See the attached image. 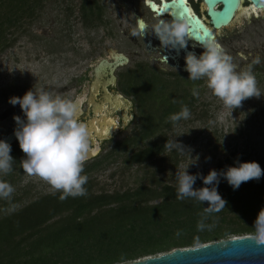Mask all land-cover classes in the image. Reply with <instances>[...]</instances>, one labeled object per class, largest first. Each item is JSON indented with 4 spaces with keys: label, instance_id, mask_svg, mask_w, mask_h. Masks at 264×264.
<instances>
[{
    "label": "trees",
    "instance_id": "obj_1",
    "mask_svg": "<svg viewBox=\"0 0 264 264\" xmlns=\"http://www.w3.org/2000/svg\"><path fill=\"white\" fill-rule=\"evenodd\" d=\"M66 1L67 11L80 13L85 26L97 28L109 22L103 0ZM44 3L45 0H0V50L11 43L9 33L21 27L23 17L38 12ZM254 68L257 77L261 68ZM128 75L140 112L138 121L127 138L99 158L97 167L105 169L121 161V169L110 173L114 176L117 171L125 172L134 164L148 163L166 153H173L170 159L174 167L178 166L179 151L173 147L168 152L165 145L171 140L169 130L185 120L173 124L168 117L179 112L183 104L194 114L193 119L205 118L207 108L199 109V104L204 103L203 79L192 81L183 71L167 75L143 61L136 63ZM194 87L198 97L192 95ZM237 159L258 162L264 169V158L247 149H235L218 159L210 170L191 162L187 171L207 176L213 169L220 172L237 166ZM145 178L134 186L109 189L91 176L84 186L86 196H69L63 201L61 192L55 189L33 194L26 187L15 191L10 201L0 199V264H115L122 257L132 260L177 246L254 233L253 222L264 208V175L259 180L243 182L238 189L220 177L218 192L227 201L226 207L209 216L206 223L215 224L211 231H199L197 223L208 202L177 199L176 176L170 181L152 171ZM0 179L12 185L15 182ZM205 186L211 187L198 177L193 188ZM10 203L16 207L11 208Z\"/></svg>",
    "mask_w": 264,
    "mask_h": 264
},
{
    "label": "clouds",
    "instance_id": "obj_2",
    "mask_svg": "<svg viewBox=\"0 0 264 264\" xmlns=\"http://www.w3.org/2000/svg\"><path fill=\"white\" fill-rule=\"evenodd\" d=\"M190 27L189 21L183 17L173 16L171 20L158 19L151 26L138 19L137 27L132 29L130 35L144 36L145 30L151 29L162 46L186 47V37L190 35ZM202 47L204 51L199 57L191 52L186 56L185 70L189 73L190 80L206 78L207 87L213 91V94L233 109L241 107L242 102L248 98H259L262 95L253 72V67L261 62L259 55L246 68L237 71L239 66L234 63V58L214 38L203 42ZM162 58L167 62V57ZM86 95L84 93L73 100L60 95L53 97L48 91L40 89L29 90L23 97L14 96L9 100L13 106L20 105L26 117L23 119L19 115L14 116L17 125L14 134L19 141L20 149L25 154V158L21 161L24 173L40 177L53 189L61 192L62 201L69 196L87 195L84 186L88 176L82 173L89 156L94 152L91 130L81 119ZM192 95L199 96L196 87L192 89ZM190 117V109L182 104L181 110L171 114L168 121L176 124ZM165 147L169 149L175 147L183 153V146L172 140H168ZM11 151V144L0 140V173L5 175L13 171L14 158L10 154ZM236 165L227 167L226 171L218 172L213 169L207 176L191 175L187 168L178 169L177 199L192 198L209 204L197 223L199 231L205 229L211 231L215 224L206 223L209 216L226 207L227 201L218 192L220 177H224L229 185L238 189L243 182L259 180L264 175V169L258 162H241L237 159ZM198 177L203 180L204 185L211 187L194 189L193 185ZM14 192L15 188L11 183L0 179V199L10 201ZM10 205L13 209L16 207L14 204L10 203ZM253 227L255 231L252 239L257 245H264V208L259 211ZM179 234L177 232V235ZM118 264H133V262L122 257Z\"/></svg>",
    "mask_w": 264,
    "mask_h": 264
},
{
    "label": "flooded vegetation",
    "instance_id": "obj_3",
    "mask_svg": "<svg viewBox=\"0 0 264 264\" xmlns=\"http://www.w3.org/2000/svg\"><path fill=\"white\" fill-rule=\"evenodd\" d=\"M49 1L45 0L44 5L39 8L38 12L25 15L23 17L25 22L21 24V27L15 29L14 33L8 32L10 35L12 34L8 39L11 43H8L0 50V138L11 132H15L17 125L14 116L19 115L21 118L26 119L20 105L13 106L9 103L11 97H23L29 90L35 91L40 89L48 91L53 97L60 95L73 100L77 96L86 93L81 119L88 124L91 130V144L94 154L89 156L82 175L86 173L88 177H94L100 170L97 167L99 158L131 134L134 130L133 128H135L134 125L132 126V123L135 122L140 114L136 95L131 91L129 85V70L136 63L143 61L152 66L159 67L167 75L176 76V73L180 71L189 74L182 66L186 63L187 55L182 50L181 55L178 57L180 61L178 64L171 55L172 51H176V47L162 46L161 41L151 29H146L144 36L136 37L130 35L132 29L137 27L138 19H142L149 26L155 24L158 19H173L172 10L168 9L163 13H159L153 9L150 3L152 0H124L125 6L130 5L128 10L132 11V16L127 13L126 18L129 22L124 27L123 32L128 33L127 35L132 42L141 48L143 46L146 47L151 52L149 56H145L146 53L144 55L139 54L148 58L134 59L125 51L111 47L107 52L97 57L94 62H90L87 67H83L82 61H75L69 64L66 59L60 60L56 56H51L50 54L56 50L55 48L58 49L55 46L53 50L43 47V50L35 49V51H27V55L20 53V50L24 47L21 42L22 37L27 36V41L29 42L38 40V35L30 33L29 30L37 20L41 19V12H43ZM153 1L159 5L163 3V0ZM186 3L190 7V12L197 14L214 31L216 41L221 36H242L245 30H248L249 22H252L251 24H254V28L257 29L259 28L258 23L260 18L264 19V8L256 6L253 0H240V5L235 10L232 22L216 27L212 21L207 0H186ZM222 5L223 3L218 1L215 7L221 8ZM63 10L65 11L64 20L66 23L72 18L81 20L80 13L67 11V2ZM119 17L121 18V16ZM70 24L69 22L67 26L70 27ZM109 24H111V21L105 25ZM118 25L123 26V23L119 22ZM108 32L113 34L112 26L109 27ZM187 43L189 48L192 47L189 41ZM11 49H14L12 55L14 63L10 69L8 68L9 71L7 72L6 69L3 70L2 61H9L11 56L7 52ZM60 52H64V50ZM135 52L137 54L140 53L137 50ZM154 52H159V54H154ZM120 53L127 55L128 60L111 69L107 61H116L118 59L117 56L120 57ZM163 56L167 57V62L163 60ZM60 57L62 56L60 55ZM64 58L65 56L63 55ZM163 63L175 64L176 68H173L171 65H164ZM68 67L74 70L67 80ZM125 73L126 75H124ZM109 142L111 146L107 148ZM11 147L12 151L10 154L13 158L16 156L17 161H14L13 171L7 175L0 173V178L14 180L13 186L16 192L26 187L31 189L32 193L35 194L37 186L33 182L41 178L29 177L25 180L26 176H29L24 173L21 167V161L25 158V154L20 149L17 138L12 141ZM21 181L26 182L19 186Z\"/></svg>",
    "mask_w": 264,
    "mask_h": 264
},
{
    "label": "rangeland",
    "instance_id": "obj_4",
    "mask_svg": "<svg viewBox=\"0 0 264 264\" xmlns=\"http://www.w3.org/2000/svg\"><path fill=\"white\" fill-rule=\"evenodd\" d=\"M103 1L106 4V17L109 22L111 21V24L95 28L85 26L82 20L76 18H72L66 23L63 9L67 1L50 0L43 12H41V19L37 20L29 30L30 33L38 35V40L29 42L27 41V36L22 37L21 42L24 47L20 50V53L27 55V51L43 50V47L53 50L55 46L58 49L55 48L56 50L50 54L51 56H56L60 60L66 59L69 64L75 61H82L83 67H87L90 62H94L97 57H100L111 47L125 51L134 59L148 58L143 55L146 53L145 56H149L151 52L146 47L143 46L141 48L132 42L127 35L128 33L123 32L124 27L129 22L126 18L127 13L132 16V11L128 10L130 5L125 6L124 0ZM73 2H78V0H73ZM69 22L71 23L70 27L67 26ZM119 22H122L123 26H119ZM251 23H248V30H245L242 36H221L217 40L224 46L228 54L234 58V63L239 66L237 71L246 68L259 55L261 62L254 67L261 68L256 79L257 87L261 90L262 95L259 98H248L242 102L241 107L233 109L226 106L222 100L216 97L213 91L207 87L206 78L203 79L202 86L204 91L201 95V100L204 103L199 104V109H202V106L207 108L205 118L203 120H195L193 119L194 114H191L189 119L169 130L170 139L183 146V153L178 152L181 156L178 166L174 167L173 158L170 159L173 153H166L157 156L148 163L134 164L125 172L117 171L112 176L110 173L113 170L121 169L122 162L117 161L111 163L105 169H100L95 174L99 185L109 189L134 186L145 177L147 179L152 171L163 174L166 180L172 181L178 169L188 168L191 162H197L201 168L210 170L218 159L235 149H247L259 158H264V19L260 18L259 28L257 29ZM110 26L113 28V34L108 32ZM61 50H64V52H60ZM136 50L140 51V53L137 54ZM13 51L14 49H11L7 52L11 56L9 61H2L3 70L6 69L7 72L14 63ZM197 51L199 53L197 57H199L203 53L204 48L197 47ZM154 54H159V52H154ZM63 55L65 56L64 59ZM163 64L171 65L168 63ZM171 66L176 68L175 64ZM254 67L253 69H256ZM67 69L66 78L68 80L74 69L70 67ZM137 121L138 117L132 123V126H135ZM110 146L109 142L107 148H110ZM170 151H172V148L168 149V152ZM161 168L164 169L161 170ZM29 177L38 176H26L25 180ZM25 182L21 181L19 186ZM33 183L37 186L35 194L53 190L42 179Z\"/></svg>",
    "mask_w": 264,
    "mask_h": 264
},
{
    "label": "water",
    "instance_id": "obj_5",
    "mask_svg": "<svg viewBox=\"0 0 264 264\" xmlns=\"http://www.w3.org/2000/svg\"><path fill=\"white\" fill-rule=\"evenodd\" d=\"M218 1L223 3L221 8L215 7ZM207 2L216 27L231 23L235 10L240 5V0H207ZM253 2L256 6L264 8V0H253ZM150 3L153 9L159 13L170 9L173 16L183 17L189 21L190 35L186 37V41H189L191 46H194L192 43L202 46L203 42L215 39L214 31L197 14L190 12L186 0H163L162 5L153 0ZM184 11H187V14L180 15ZM177 49H180V53ZM182 50L186 55L190 52L196 56L199 54L197 48H189L187 43L186 47L177 45L176 51H172L171 55L175 58V56L181 55ZM119 56L116 61H107L111 69L128 60V56L123 53H120ZM176 62L179 64V58ZM182 66L186 69V63ZM14 133L11 132L0 140L11 144L16 138ZM252 234H232L195 245L177 246L167 251L144 255L128 261H132L133 264H264V245H257L252 239Z\"/></svg>",
    "mask_w": 264,
    "mask_h": 264
},
{
    "label": "bare ground",
    "instance_id": "obj_6",
    "mask_svg": "<svg viewBox=\"0 0 264 264\" xmlns=\"http://www.w3.org/2000/svg\"><path fill=\"white\" fill-rule=\"evenodd\" d=\"M194 46H192V47H194V48H197V46H200V45H197V44H195V43H192ZM173 48V47H172ZM191 48V47H190ZM201 48V47H200ZM171 49V48H170ZM178 50V53H180V49H177ZM184 52V51H183ZM169 53V52H168ZM184 56H185V54H184ZM178 57L179 56H175V58H176V60H178Z\"/></svg>",
    "mask_w": 264,
    "mask_h": 264
},
{
    "label": "snow or ice",
    "instance_id": "obj_7",
    "mask_svg": "<svg viewBox=\"0 0 264 264\" xmlns=\"http://www.w3.org/2000/svg\"><path fill=\"white\" fill-rule=\"evenodd\" d=\"M187 14V11L181 12L180 15H185Z\"/></svg>",
    "mask_w": 264,
    "mask_h": 264
}]
</instances>
